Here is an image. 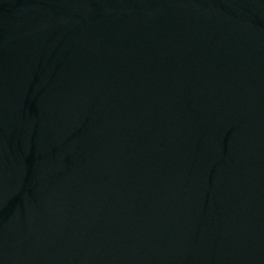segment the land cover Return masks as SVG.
<instances>
[{
  "label": "water",
  "instance_id": "1",
  "mask_svg": "<svg viewBox=\"0 0 264 264\" xmlns=\"http://www.w3.org/2000/svg\"><path fill=\"white\" fill-rule=\"evenodd\" d=\"M0 264H264V0H0Z\"/></svg>",
  "mask_w": 264,
  "mask_h": 264
}]
</instances>
